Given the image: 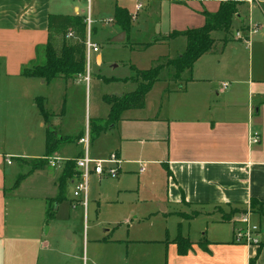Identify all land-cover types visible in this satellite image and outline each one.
Here are the masks:
<instances>
[{
	"label": "crops",
	"instance_id": "crops-1",
	"mask_svg": "<svg viewBox=\"0 0 264 264\" xmlns=\"http://www.w3.org/2000/svg\"><path fill=\"white\" fill-rule=\"evenodd\" d=\"M118 1L124 0H113L108 19L113 20L115 5L129 12L127 6ZM183 1L184 5L174 4L175 0L146 1L131 19L130 32L134 25L138 28L149 21L158 25L146 44H157L165 49L155 58L156 61L180 55L186 46L185 37L164 38L172 31L201 27L205 16L200 11L204 8V11L214 13L222 0H203L204 5H199L201 0ZM80 3L86 1L0 0L1 111L14 122L20 120L23 123L31 117L37 122L41 130L38 135L43 139V150L38 153L42 155L33 154L31 147L17 153L7 151L0 144V264H36L33 252H37L36 247L41 243L42 217H45L48 205L55 207L56 211L61 203L71 202L72 185L68 181L65 200L55 205L48 203L57 194L56 181L64 161L71 159L59 154L65 143L60 144L53 154L61 158L56 167L48 165L33 171L15 189L11 187L16 177L29 168L19 166L26 171L19 173L11 170V166L19 163L15 158L33 161L44 155L45 125L50 124L52 118L48 116L45 122L36 99H42L44 107L52 89L58 92L59 101L64 96L63 91L78 81L84 80L86 89L90 84L91 79L86 81L84 74L73 78L58 77L50 82L22 75L24 68L44 62L48 16L85 17ZM243 6L247 9L243 10ZM87 7L92 19L93 0ZM175 8L179 11L174 14ZM237 9L232 22L240 20L246 27L254 24L258 28L256 34L243 41L234 36L230 39L213 38L214 32L220 31L211 32L214 40L211 49L194 62L190 71H184L175 79L161 77L147 93L143 108L125 110L112 128L101 132L93 141L95 143L102 137L105 142L104 146L93 147L91 155L94 158H104L111 151L120 157L118 179L130 173H145V165L150 166V170L160 177V181L153 182V185L163 198L158 203L161 210L170 211L169 216L188 222L186 228L180 227L178 231L176 227L173 234L168 230L169 235L164 232V236L160 234L157 240L122 241L128 247L134 241L157 242L154 243L158 246L155 250L132 251L131 264H264V230L259 245L232 242L234 218L251 207V200L264 202V0L245 1ZM112 23L113 29L108 37L115 42L112 39L122 31L114 21ZM125 39L124 33L123 41ZM96 53L95 75L101 80L110 78L100 74L97 66L102 59L99 49ZM111 78L136 86L128 80L129 76ZM225 82L228 85L224 89L222 84ZM61 101L65 103L63 99ZM44 110L48 113L45 107ZM25 128L29 129L28 126ZM28 136L20 140L29 143ZM255 137L257 141H254ZM7 157L10 164L6 162ZM137 180L140 181L139 176ZM232 211L226 220L225 215ZM10 212L14 213L13 218ZM256 218L264 223L263 215L253 216ZM196 220H200V225L193 236L192 223ZM178 232L191 242L185 255H178L176 245L172 243ZM88 242L83 239L82 246L86 249ZM202 242L206 249L200 246ZM8 248L15 251L13 259L8 256Z\"/></svg>",
	"mask_w": 264,
	"mask_h": 264
},
{
	"label": "rangeland",
	"instance_id": "rangeland-1",
	"mask_svg": "<svg viewBox=\"0 0 264 264\" xmlns=\"http://www.w3.org/2000/svg\"><path fill=\"white\" fill-rule=\"evenodd\" d=\"M132 1L118 2L125 4L133 15L135 8L134 1ZM251 1L255 2L256 0ZM183 2V0H175L174 4L184 5ZM112 3L113 0H93L91 40L98 45L102 58L101 63L97 66L101 75L110 78L129 76L128 80H130V78H137L135 71L131 68L144 70L155 65V58L162 55L165 49L157 44L146 46L149 39L154 36L155 26H158L154 23L155 21L146 22L138 28L134 25L125 41L111 42L108 36L113 29V23H106L105 20L111 16ZM199 5H204L203 0L201 3L199 2ZM246 9L247 7L243 6V10ZM80 10H84V15L88 16L86 3H80ZM178 11L179 8H175L174 14ZM203 11L204 8L200 12ZM246 16H248L247 13ZM244 27L246 25L241 24L240 20H233L226 33L223 31L214 32L213 38L230 39L237 30ZM63 38L68 37L63 34H53V42L57 49H59ZM96 54L95 52L91 55L89 73L91 81L87 89L84 80L78 81V83L69 86L68 90L63 91L64 96H61L59 101L58 92L55 93V90L52 89L49 101L44 103V107L49 113L48 116L52 118L50 124L45 127L53 130L58 136L67 135L63 137L70 139L60 148L59 154L74 160L83 149L82 145L77 143L78 136L80 137L86 130L90 132L91 125L99 124L106 118L108 105L103 102L102 96L104 94L120 95L135 87L130 83L121 81L105 83L99 79L98 75H95ZM159 61L165 64L167 59L163 58ZM173 73V68L165 65L160 71V77L175 79ZM85 74L86 71L84 76ZM62 99L65 101L64 107ZM23 116L25 117V114ZM96 117H100V119H96ZM0 119V144H3L7 151L17 153L21 152L23 148L31 147L33 154L42 155L38 154L43 150V139L42 137L40 139V134L38 135L41 130L36 121L30 117L23 123L20 120L14 122L10 120L8 114L1 111V107ZM103 123L104 121L101 124ZM26 126L29 128L28 130L25 128ZM27 134H29L27 137L30 140L29 143L20 140L26 139ZM41 134L43 136V133ZM102 139L101 137L93 143L90 134L89 151L92 152L94 146H104L105 142ZM16 163L17 166L15 164L11 166V170L15 172H26L24 168H18L19 166L25 167L26 170L29 168L28 165L25 166L23 160ZM145 167L147 168L145 173H130L121 176L120 179L102 177L98 180L95 175H91L86 208L82 205H74L67 200L61 203L59 208L57 207L52 220L47 222L46 217H42L41 243L36 247L37 252H33L36 264H131L132 251L155 250L158 246L154 244L157 243L155 241H134L128 247L124 243L126 240H157L160 234L164 236V232L169 235L168 230H170V234H173L176 227H178V231H180V227L181 229L186 228L187 221H180L177 216H169L170 211L161 210L158 203L163 201V198L159 189L153 185V182L160 181V177L150 170V166L145 165ZM55 171L58 173L59 169ZM138 176L140 181L137 180ZM69 191H67V195L70 196ZM8 197L10 199L11 195ZM12 198L16 199V197ZM14 203L16 204L13 201ZM10 213V217L13 218L14 213ZM258 215L259 217L264 216V214ZM198 221L200 220L192 223V227L195 228H193V236L196 234V227L200 225ZM261 226L264 225L261 224ZM83 239L89 240L87 249L86 246H82ZM112 240L118 241L113 242ZM14 252L13 248H8L10 258H14Z\"/></svg>",
	"mask_w": 264,
	"mask_h": 264
},
{
	"label": "trees",
	"instance_id": "trees-1",
	"mask_svg": "<svg viewBox=\"0 0 264 264\" xmlns=\"http://www.w3.org/2000/svg\"><path fill=\"white\" fill-rule=\"evenodd\" d=\"M246 0H222L219 4L218 10L214 13L203 11L205 16V23L198 28L186 29L183 31H172L164 39H171L178 35H182L186 39V46L184 51L174 59H167L163 64L159 60L155 65L150 66L144 70L135 71L137 78H130L136 84L135 89L123 94H104L102 100L109 107L107 117L103 120L104 123L91 125L92 141L96 139L99 134L107 129L112 128L116 122L120 120L121 114L129 109H141L145 106V98L150 91L152 85L161 80L160 71L165 65L171 66L174 70V77L179 78L184 71H190L194 62L203 54L207 53L212 45L213 38L211 32L223 31L227 32L231 26L232 18L238 13V5L244 3ZM84 17L79 15H55L48 16V38L44 48V62L42 64L33 65L24 68L22 75L28 77H37L50 82L54 78H73L83 75L85 72V39H86V23ZM113 21L117 24L122 32L125 33L126 39L129 36L131 27V15L128 10L118 5L114 6ZM68 32L73 33V37L63 38L59 49L53 42V34L67 35ZM116 78H102L103 82L118 81ZM127 80L124 79V81ZM36 105L42 114L45 122L48 119V113L44 110L42 99H36ZM64 107V104H63ZM70 141L68 137H58V135L50 128L46 129L45 134V152L44 155L33 161L23 160L29 166L26 173L19 174L11 189L18 187L20 182L33 171L43 169L48 166L47 158L52 156L59 148L60 144ZM17 161L22 159L15 158ZM74 159H67L64 162L63 169L56 181L57 194L54 198L49 199L48 203L59 204L65 200V189L69 179H71L76 171ZM251 207L255 213L264 214V202H257L251 200ZM55 207L48 205L45 217L47 222L54 218ZM225 215L228 220L230 215ZM172 243L176 245L177 253L185 255L191 248V242L187 237L177 233ZM200 246L206 249V245L202 242Z\"/></svg>",
	"mask_w": 264,
	"mask_h": 264
},
{
	"label": "built area",
	"instance_id": "built-area-1",
	"mask_svg": "<svg viewBox=\"0 0 264 264\" xmlns=\"http://www.w3.org/2000/svg\"><path fill=\"white\" fill-rule=\"evenodd\" d=\"M86 4L89 6L91 0H85ZM135 13L131 15V18H135L137 13L143 7V3L146 1H156V0H133ZM252 2L251 0H247ZM86 23V39H85V80L88 81L90 73V62L91 55L98 51V45L91 40V24L92 19L90 16H85L84 19ZM112 19H107L105 22H112ZM258 28L256 25H249L245 27L244 30H238L234 33V38L236 40L247 41L252 34H256ZM67 37H73L72 32L67 33ZM227 83H223L222 87L225 89ZM254 141H257V138H254ZM77 143L82 145L83 149L81 153L76 157L75 164V175L69 179V183L72 185L71 190V202L74 205H82L84 208L87 206L88 202V183L89 177L95 175L99 178L102 177H112L117 178L119 175V168L121 159L115 151H111L104 158H94L89 151L90 140H89V131H85L81 137L78 138ZM48 165L50 167H56L61 158L52 155L47 158ZM6 162L11 163L9 157H7ZM65 162V161H64ZM143 165L141 164L140 171H142ZM259 213L253 211L252 207L247 208L245 211L239 214L233 220V230H232V242L236 244L244 245H259L260 243V234L264 230V226H261V222L256 219H253V216H257ZM264 224V223H263Z\"/></svg>",
	"mask_w": 264,
	"mask_h": 264
},
{
	"label": "water",
	"instance_id": "water-1",
	"mask_svg": "<svg viewBox=\"0 0 264 264\" xmlns=\"http://www.w3.org/2000/svg\"><path fill=\"white\" fill-rule=\"evenodd\" d=\"M115 42H120L124 40V32L119 33L116 37L112 39ZM60 137V136H58Z\"/></svg>",
	"mask_w": 264,
	"mask_h": 264
}]
</instances>
